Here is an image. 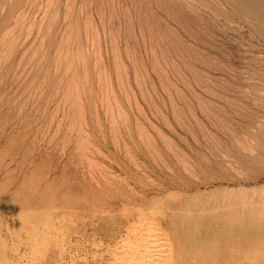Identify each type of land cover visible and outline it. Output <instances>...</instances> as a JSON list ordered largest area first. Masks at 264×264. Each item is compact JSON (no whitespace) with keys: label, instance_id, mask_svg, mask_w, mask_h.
I'll list each match as a JSON object with an SVG mask.
<instances>
[{"label":"rangeland","instance_id":"374dc122","mask_svg":"<svg viewBox=\"0 0 264 264\" xmlns=\"http://www.w3.org/2000/svg\"><path fill=\"white\" fill-rule=\"evenodd\" d=\"M129 263L264 264V0H0V264Z\"/></svg>","mask_w":264,"mask_h":264},{"label":"bare ground","instance_id":"6f19581e","mask_svg":"<svg viewBox=\"0 0 264 264\" xmlns=\"http://www.w3.org/2000/svg\"><path fill=\"white\" fill-rule=\"evenodd\" d=\"M135 259H137V258H135ZM135 259H134V260H135ZM131 263H133V262H131ZM129 264H130V263H129Z\"/></svg>","mask_w":264,"mask_h":264}]
</instances>
